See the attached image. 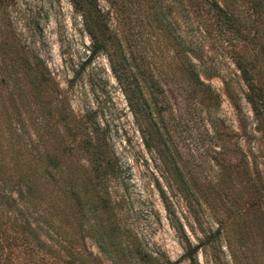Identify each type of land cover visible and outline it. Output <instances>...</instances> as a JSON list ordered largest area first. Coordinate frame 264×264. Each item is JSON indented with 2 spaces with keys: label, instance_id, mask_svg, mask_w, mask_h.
<instances>
[{
  "label": "rangeland",
  "instance_id": "obj_1",
  "mask_svg": "<svg viewBox=\"0 0 264 264\" xmlns=\"http://www.w3.org/2000/svg\"><path fill=\"white\" fill-rule=\"evenodd\" d=\"M215 1L96 0L90 56L85 0H0V264H264V0Z\"/></svg>",
  "mask_w": 264,
  "mask_h": 264
},
{
  "label": "trees",
  "instance_id": "obj_2",
  "mask_svg": "<svg viewBox=\"0 0 264 264\" xmlns=\"http://www.w3.org/2000/svg\"><path fill=\"white\" fill-rule=\"evenodd\" d=\"M86 3L88 4V7L91 10V14L90 15V23L87 20L86 15H83V24L86 28V30L88 31V33L90 34L91 38H92V44L90 46V56H94L97 52V50L99 49V46H97L99 44V41L97 40V37L99 36L98 34H102L104 33L108 28H107V22L105 21L104 15L102 13V11L96 6V0H85ZM188 1V3H191L192 5H194L195 7H197L198 9H201V7H207L208 11H211L212 17H216L218 19H222V20H227L228 22H233L231 19V16L226 13L221 6H219V4L215 1V0H186ZM255 3L257 4L258 1L256 0ZM93 11V12H92ZM184 58H188L187 55H183ZM191 57H189V60L187 59V61L189 62V66L192 67L191 71H194L193 68L196 67V62H194L192 59H190ZM201 60V57H199ZM188 64V63H187ZM237 64V61H236ZM183 67H186V63H182ZM239 65V63H238ZM256 103L253 99L251 101L252 107H253V111L254 113L257 115L260 113V110L257 108ZM47 155V154H46ZM48 156H50L52 158L51 155L48 154ZM49 157V158H50ZM50 160V159H49ZM57 164V165H56ZM56 164H52L53 168L56 170V174H58V178L56 179V182L59 183V179H61L63 177V175L61 174V170L59 169V165L58 163ZM35 168L32 167L31 170H34ZM96 169L98 170V172H101L100 175L101 177L106 176L107 172L104 169H101V165L99 163V165L96 167ZM100 170V171H99ZM27 176V175H26ZM62 191V189H60ZM195 251V249H191L188 250L186 252V256L190 259L191 263L194 264V257H193V252Z\"/></svg>",
  "mask_w": 264,
  "mask_h": 264
}]
</instances>
